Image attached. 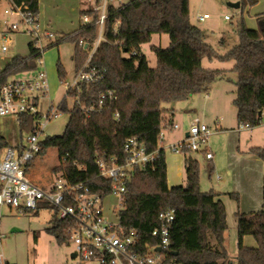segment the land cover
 <instances>
[{
    "label": "trees",
    "instance_id": "16d2710c",
    "mask_svg": "<svg viewBox=\"0 0 264 264\" xmlns=\"http://www.w3.org/2000/svg\"><path fill=\"white\" fill-rule=\"evenodd\" d=\"M25 2L39 14V0H14ZM258 0H250L256 3ZM82 14L93 17L92 23L80 25L74 32L63 35L49 47L64 40L75 43L73 59L75 71L80 70L91 48L100 39L88 61V67L97 68L103 78L81 85L78 101L69 108L65 97L60 107L69 113V120L62 134L47 135L37 155L56 150L57 162L52 172L62 173L69 182H83L93 192L107 194L111 181L100 176L96 158L103 150L109 155L124 157V144L131 137H138L153 151L158 149L160 133L170 125L169 109L164 102L186 99L208 92L213 82L231 79L235 73L237 120L255 126L261 123L264 107V17L259 28L248 27L243 20L237 24V42L225 53H219L206 40V33L190 22V0H129L120 5H110L107 19L100 31L96 23L99 12L93 7L82 9ZM155 33H167L170 45L163 48L151 45L157 57V65L150 66L143 45L149 43ZM229 37V36H228ZM223 38L229 44V38ZM236 37V36H235ZM86 42V48L80 40ZM29 54L15 55L4 67H0V87L13 74L35 70L41 53L33 41H29ZM204 59L234 61L230 70L208 68ZM57 70L61 80L66 71L60 62ZM111 92L112 96H110ZM106 97L100 104L101 95ZM68 95L76 96L74 92ZM37 115H23L21 131L30 134L35 129ZM11 146L0 130L1 151ZM251 151L264 160V147H252ZM186 184L169 186L165 149L160 148L153 165L137 168L128 182L124 206L120 211V224L134 228L142 244L157 243L152 236L159 225V214L167 208L175 210L170 228V247L166 261L177 264H227L231 262L225 248L227 214L223 195L211 188H200L199 160L190 150L184 151ZM36 157V158H37ZM33 162V161H32ZM32 162L28 164V172ZM42 187H48L42 185ZM230 196L238 195L229 193ZM49 204L33 210L35 214ZM52 209V208H51ZM52 218L47 232L59 244L69 241L71 220ZM238 229V255L235 264H264V180L263 202L252 212H236ZM252 235L256 246H247L243 240Z\"/></svg>",
    "mask_w": 264,
    "mask_h": 264
},
{
    "label": "rangeland",
    "instance_id": "374dc122",
    "mask_svg": "<svg viewBox=\"0 0 264 264\" xmlns=\"http://www.w3.org/2000/svg\"><path fill=\"white\" fill-rule=\"evenodd\" d=\"M38 18L43 24L48 23L49 27L56 33L58 38L74 32L81 25L80 3L84 7H91L96 0H39ZM126 2L129 0H125ZM241 2L240 8H234L228 2ZM7 2L0 0V48L4 43V31L8 26L4 25V19L13 20L14 17L5 15ZM208 13L209 18L199 20L198 17ZM264 14V0L251 3L250 0H190V22L198 25L206 33V40L219 53H225L227 48L237 42V24L243 20L250 28H259L258 17ZM230 16V19H226ZM24 25L21 24L18 31L12 34V46L7 52L0 50V67L9 63L15 55L29 54V41L34 37L23 32ZM229 36V37H228ZM234 43L226 46L223 38H229ZM45 45L48 41L44 40ZM155 44L166 48L170 45V36L167 33H155L149 43L143 45L142 51L146 55L150 66L157 65V57L152 51L151 45ZM92 48V47H91ZM89 48L88 58L91 52ZM75 43L69 39L60 42L58 45L49 47L43 54L44 64L38 65L35 70L20 71L11 76L10 79L33 76L38 70L47 69L50 96L44 101L48 106L52 100L57 106L67 94V89L62 83L57 63L60 62L66 73L65 81H72L75 75V61L73 59ZM87 58V60H88ZM86 60V62H87ZM234 61L221 62L218 59H204L203 65L213 68L230 69ZM231 79H219L212 83L208 92H201L191 95L186 99H179L173 102H164L165 108H176L174 124L177 128L164 131V147L167 151V160L172 162L178 157L181 160L182 175H177L175 168L169 171V178L172 182L186 184L183 155L169 151L167 148L173 142L182 141L186 138V130L191 124L199 120L210 129L208 136L209 150L214 152V159L206 158L204 148L194 151L200 164V188L208 191L214 188L225 193L223 195L227 214V230L225 233V248L231 261L238 254V229L236 212L240 209H252L253 198L248 193H243L246 188L252 185L257 186L259 192L256 206L262 205V187L264 180V160L251 151L252 147H264V114L261 123L250 129H239L237 121V108L234 103L236 97V75L231 73ZM69 108L73 106V100H68ZM193 108L194 111L185 112V109ZM184 120H183V118ZM69 120V113L65 112L60 118H55L46 126V135H59L65 130ZM0 130L12 146L23 142L27 132L21 131L18 120L14 116L0 117ZM22 140V141H21ZM173 141V142H171ZM171 142V143H170ZM56 150L51 149L46 155L38 156L30 166L34 182L40 186L51 183L57 174L52 172V164L57 162ZM229 169L233 174H229ZM220 175L222 179H217ZM175 180V181H174ZM42 183V184H41ZM177 185V184H175ZM241 192H239V190ZM261 190V192H260ZM229 193L238 195L239 200ZM121 208L118 198L110 195L103 200L104 214L108 219L117 220V212ZM256 209V208H254ZM56 216L55 209L42 208L37 214L32 211L19 213L16 209L3 205L0 219V251L3 252L9 264H75L71 253L74 249L69 241L59 244L55 237L48 233L46 228L52 218ZM248 240L256 241L252 235ZM227 264H231L230 261Z\"/></svg>",
    "mask_w": 264,
    "mask_h": 264
},
{
    "label": "built area",
    "instance_id": "2783aa9c",
    "mask_svg": "<svg viewBox=\"0 0 264 264\" xmlns=\"http://www.w3.org/2000/svg\"><path fill=\"white\" fill-rule=\"evenodd\" d=\"M7 8L5 15L14 17L13 20L4 19L2 23L8 28L4 31V43L0 50L7 52L12 46V34L24 25L23 32L34 37L35 47L41 53L38 65L44 64L42 59L45 50L53 41L60 39L52 29L40 22L38 14L33 12L25 2L16 3L14 0H5ZM125 0H99L93 7L99 12L96 23L100 31L107 19V10L110 5H120ZM209 14L198 18L204 20ZM230 19V16H226ZM93 17L89 14L81 15V25L92 23ZM63 36V35H62ZM102 38L100 32L98 40L91 48V52L84 66L75 72L72 81H62L67 89L66 98L78 101L81 85L86 82H96L103 78V73L97 68L88 67V61L94 54ZM48 41L45 45L43 41ZM86 48V42L80 40ZM74 92L76 96L68 95ZM112 96L111 92H109ZM50 96V84L47 69L38 70L35 75L22 78L9 79L0 87V116H14L18 123L22 122L23 115H37L34 121L35 129L27 135L25 142L16 146H8L0 155V219L3 205L16 209L19 213L36 210L41 203L49 204L57 211L60 220L74 222L68 228L69 242L73 244V258L75 264H177L166 261L170 247V228L175 219V210L167 208L159 214V225L152 231L157 243L142 244L138 231L134 228L126 229L120 224V211L124 206L128 182L137 168L153 165L158 157L159 149L164 146V131L158 137V149L150 151L136 136L129 138L124 144V157L109 155L103 150L98 154L96 162L99 166L100 176L111 181L110 191L102 195L93 192L83 182L73 184L58 174L48 187H42L34 182L28 172V164L34 161L42 149V141L47 136L46 126L55 118L64 115L60 105L54 106L50 100L48 106L44 101ZM106 95L102 94L99 103L102 104ZM264 114V107L262 109ZM174 127H178L174 124ZM250 123H240L239 129H250ZM210 129L196 120L189 126L186 138L182 141L168 145L169 151L175 154L206 150V158L212 159L214 154L208 149V136ZM114 195L118 198L121 208L115 213L117 220L108 219L104 214L103 200ZM159 249V250H158ZM0 264H9L2 251H0Z\"/></svg>",
    "mask_w": 264,
    "mask_h": 264
},
{
    "label": "crops",
    "instance_id": "0c3cea01",
    "mask_svg": "<svg viewBox=\"0 0 264 264\" xmlns=\"http://www.w3.org/2000/svg\"><path fill=\"white\" fill-rule=\"evenodd\" d=\"M99 0H96V1H94L93 2V4H92V6L91 7H94L95 6V4H97V2H98ZM259 1V0H258ZM257 1V2H258ZM256 2V3H257ZM84 3L83 2H81L80 3V6H79V10L81 11L82 9H86L84 6ZM87 8H89V7H87ZM205 14H208V13H205ZM210 17V16H209ZM208 17V18H209ZM261 17H264V14L263 15H260L259 17H258V20L261 18ZM208 18H206V19H208ZM199 19V18H198ZM227 19V18H226ZM200 20V19H199ZM46 25H48L49 26V24L48 23H45ZM234 36H233V39L232 40H230V42H229V44H226V46H231L233 43H234ZM153 45V44H152ZM155 45V44H154ZM229 48H227L226 50H228ZM220 61V60H219ZM221 62H223V61H221ZM225 62H227V61H225ZM205 66V65H204ZM233 66H234V63H233V65L231 66V68L230 69H232L233 68ZM206 67V66H205ZM208 68H213V67H208ZM216 68V67H215ZM216 69H225V70H230V69H227V68H222V67H218V68H216ZM29 71H31V70H29ZM27 72V71H26ZM190 97V96H189ZM188 97V98H189ZM64 98H65V96H64ZM64 98H63V100H64ZM70 99H72V98H67V102H68V100H70ZM62 100V101H63ZM73 100V99H72ZM52 101V100H51ZM61 102V101H60ZM59 102V103H60ZM74 103V102H73ZM52 104H53V102H52ZM167 109H169V112L167 113V116L170 118V125L165 129V130H168V129H172V128H176V127H174V120H175V118H176V108H174V107H171V108H167ZM192 112V111H194V109L193 108H187V109H185V112L187 113V112ZM1 117V116H0ZM182 118H183V116H182ZM183 120H184V118H183ZM238 121V120H237ZM21 124V123H20ZM19 124V125H20ZM185 130H186V135H187V132H188V130H189V127L188 128H185ZM26 139V138H25ZM22 141V140H21ZM23 142H25V140H23ZM23 142H21V143H18V144H16V145H20V144H22ZM171 142H173V141H171ZM170 142V143H171ZM174 143V142H173ZM209 148V147H208ZM165 149V148H164ZM204 152V154H205V156H206V150H204L203 151ZM213 152V151H212ZM165 154H166V161H167V165H168V170H167V177H168V184H169V186H174L175 184H177V185H180L179 184V182H172L171 180H170V176H169V171H172V169L173 168H175L176 169V171H177V175H179V176H181L182 175V172L180 171L181 170V160H179V158L178 157H176V158H174L173 159V161L172 162H169L168 160H167V151H166V149H165ZM213 154H214V152H213ZM179 155H183V157H184V160H185V156H184V153H181V154H177V155H175V156H179ZM196 157V156H195ZM197 158V157H196ZM212 159H214V157L212 158ZM212 159H210V160H212ZM55 164V163H54ZM53 165V164H52ZM228 173L229 174H233V170H231V169H229V171H228ZM29 174L31 175V177H32V173H30V171H29ZM32 179H33V177H32ZM217 179H222V177L220 176V175H218L217 176ZM35 181V180H34ZM175 181V180H174ZM42 184V183H41ZM51 183H47V184H44V185H46V186H49ZM239 190V192H241V190L240 189H238ZM259 192V190H258V188H257V186L255 187V188H252V185L249 187V188H246L245 190H244V192L243 193H248V196L250 197V198H253V207H251L252 209H250V210H248V209H242V210H238V211H240V212H252V211H256V210H258V209H260L261 207H257L256 206V204H257V201H258V193ZM260 192H261V190H260ZM261 197H262V202H263V187H262V192H261ZM262 206V205H261ZM254 208H256V209H254ZM248 235H246L245 237H244V240H243V242H244V244L245 245H247V246H256L257 245V242H256V244L255 243H253L252 242V240H248ZM255 239V238H254ZM256 241V240H255ZM72 253H73V251H72ZM71 253V254H72ZM238 255V254H237ZM237 255L236 256H234L233 258H234V260L233 261H231L230 263L231 264H235V262H236V260H237Z\"/></svg>",
    "mask_w": 264,
    "mask_h": 264
},
{
    "label": "water",
    "instance_id": "95a60500",
    "mask_svg": "<svg viewBox=\"0 0 264 264\" xmlns=\"http://www.w3.org/2000/svg\"><path fill=\"white\" fill-rule=\"evenodd\" d=\"M228 4L234 8H240L241 6V2L240 1H237V2H228ZM262 114V112H260V115ZM159 250V249H158ZM71 257L72 258H75L76 257V252H73L71 254Z\"/></svg>",
    "mask_w": 264,
    "mask_h": 264
}]
</instances>
